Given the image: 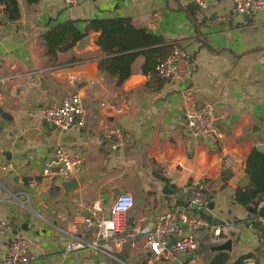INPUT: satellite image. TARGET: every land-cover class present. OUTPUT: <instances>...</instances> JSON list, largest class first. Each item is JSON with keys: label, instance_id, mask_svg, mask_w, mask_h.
Listing matches in <instances>:
<instances>
[{"label": "crops", "instance_id": "obj_1", "mask_svg": "<svg viewBox=\"0 0 264 264\" xmlns=\"http://www.w3.org/2000/svg\"><path fill=\"white\" fill-rule=\"evenodd\" d=\"M17 2L16 18H10L0 2V106L9 115L0 114V219L11 225L0 236V256L6 254L11 239L23 233L34 257L17 264H213L219 251L229 254L230 264L249 253L247 259L264 264V219L254 224L255 210L249 207L254 203L245 205L236 198L238 187L249 185L247 172L238 183L233 181L251 150L263 140L264 9L238 13L234 0L212 1L204 8L194 0H80L72 5L65 0ZM113 17L144 29L149 41L163 39L129 47L120 54L123 70L130 68L121 84L118 75L99 64L100 59L109 64L114 55L97 42L101 29L86 33L98 31L93 46L77 50L80 38L71 46V32L59 43L56 55L47 51L43 34L57 24L71 20L84 32L91 19ZM170 44L191 54L192 90L199 104L212 102L223 114L219 120L223 138L208 141L190 133L183 83L157 77V61L166 57ZM76 92L84 103L83 127L62 129L43 118V106L61 103ZM124 98L127 102L118 112L116 106ZM114 123L122 124L133 136L131 147L110 149L102 126ZM59 147L83 156L72 174L78 188L68 194L54 182L55 172L44 173L45 163L56 158ZM4 150L11 152V159ZM203 176L212 184L210 200L202 208L209 218L191 205L190 211L204 220L201 245L192 255L184 252L175 259L156 258L144 233L133 238L136 244L125 242L120 251L113 242L104 250L66 249L71 233L86 237L90 233L94 239L83 214L99 202L100 214L108 215L114 186L135 196L126 213L125 231H130L136 225L152 227L161 213L187 205V184ZM260 196L264 193L258 196L261 200ZM214 224H228L218 243L231 239L230 250L213 248L218 244L213 241Z\"/></svg>", "mask_w": 264, "mask_h": 264}, {"label": "built area", "instance_id": "obj_2", "mask_svg": "<svg viewBox=\"0 0 264 264\" xmlns=\"http://www.w3.org/2000/svg\"><path fill=\"white\" fill-rule=\"evenodd\" d=\"M72 5L80 0H65ZM216 0H194L199 7H206ZM234 8L238 13L251 14L259 9H264V0H234ZM1 31V25H0ZM156 75L160 80H179L183 83L182 95L186 124L190 133L205 138H223L225 132L219 120L223 114L219 113L212 102L199 104L192 90L191 79L194 73V63L191 54L183 47H176L166 57L160 58L155 67ZM124 98L121 106L116 110L121 112L122 105L126 104ZM42 116L48 122H52L62 129L72 126L83 127L85 125V108L80 93H73L61 103H52L42 107ZM102 135L108 141L111 150H120L131 147L134 144L133 136L127 132L122 124H105L102 126ZM264 143V129L262 132ZM228 162L233 163L231 157ZM54 161L61 165L57 171L61 177H70L74 169L83 162L80 154L69 153L64 147L56 150V158L47 161L44 173L50 175L53 172ZM10 165H4L9 168ZM36 180L32 179L31 184ZM186 190L189 193L188 204L176 205L173 209L161 213L152 227L134 226L130 231L127 228V211L134 205L135 196L130 191L121 192L109 208L108 215L100 214L99 202H94L92 216L83 214V221L87 227L94 226V239L87 238L84 234L71 233V238L66 241L68 251L84 247H92L96 251L104 250L109 242H113L115 248L120 251L125 242H132L139 233L146 236V244L156 258L175 259L184 252H196L201 245L200 230L204 224L199 214L190 211L192 203L199 204L198 208H204L210 200L212 184L209 178L201 177L190 181ZM130 202V203H129ZM264 205V199L260 200L257 208ZM260 219H264L260 216ZM182 221V223H181ZM11 225L8 220L0 219V236L6 234ZM228 224H214L212 228L213 241L218 243L223 238ZM175 237L174 241L171 239ZM132 238V240L130 239ZM134 238V239H133ZM224 239V238H223ZM34 257V252L29 248V240L23 233L16 234L8 244L5 255L0 256V264L26 263ZM194 264V263H190ZM246 264H256L253 259H247Z\"/></svg>", "mask_w": 264, "mask_h": 264}, {"label": "trees", "instance_id": "obj_3", "mask_svg": "<svg viewBox=\"0 0 264 264\" xmlns=\"http://www.w3.org/2000/svg\"><path fill=\"white\" fill-rule=\"evenodd\" d=\"M30 2H34L37 0H28ZM0 2L4 3V9L8 12L10 18H16L19 16V7L17 0H0ZM127 22L129 24L128 19L124 18H94L91 19L87 24V29L84 32L78 31L76 25L73 21H66L63 24H57L55 27L45 31L43 37L47 44V51L51 53V55H56L57 51L60 48L59 43L65 40L66 33H74V38L70 45L73 46L74 43L84 36L91 28L95 30L101 29V34L98 37L97 42L101 45L103 50L108 54H114L110 57V63L104 64L103 59H100L99 64L103 68H109V72L111 74L118 75V83L121 84L126 77L130 75V68L127 70H123L124 65L120 64L121 53L128 49L129 47H135L139 45H144L146 43H160L163 41L162 38L154 39L152 41L147 40L148 33L139 27H133L130 25H125ZM130 26V27H129ZM117 33H121L124 36H116ZM164 46H160L158 48H163ZM168 50L165 56H168L174 51V44L167 45ZM135 52L130 53V59L127 64L132 61L135 56ZM247 175L249 178V185L243 189L242 187H238L236 198L242 204H250L254 203L255 208V216L253 217V222L256 225H259L260 216L264 217V205L260 207L258 210L257 205L260 201L258 196L264 193V150H259L254 147L248 158H247ZM262 200V198H261ZM202 213L203 216L209 218L204 209H197ZM250 256L249 254H243L236 258L233 261V264H246L247 258ZM229 254L225 251H219V253L214 257L213 264H230L229 262Z\"/></svg>", "mask_w": 264, "mask_h": 264}, {"label": "water", "instance_id": "obj_4", "mask_svg": "<svg viewBox=\"0 0 264 264\" xmlns=\"http://www.w3.org/2000/svg\"><path fill=\"white\" fill-rule=\"evenodd\" d=\"M155 33H158L157 30H155ZM98 35H99L98 31H95V32H92L90 34L84 35L82 38H80L78 40L77 50H82V49H84L87 46L95 45V43L93 42V39L96 38ZM0 114H3V116H9L7 114V112H4L2 110L1 106H0ZM0 127L1 128L3 127V121L0 122ZM207 140L210 141V138H207ZM256 148L263 151L264 150V143L261 142V143L256 144ZM3 153L4 154H8L7 158L11 159V152L10 151H5L4 150ZM54 164L57 166L56 168H54V171L56 173L55 175H56V178H57L54 182L56 184H58L59 186H61L64 189L66 194H68L70 191H74L75 189H77L78 185H79V182H78L76 176L75 175H72L70 177H61V176H59L57 171L59 170V167H60L61 163L55 161ZM246 169H247V160H246L245 164L242 166V168L233 177V181L238 183L242 178H244V176L246 175V172H247ZM167 187H169V186L167 185ZM111 191H112L111 201L113 203L116 200L117 196L121 193L122 190H121V188L114 186L111 189ZM171 191H173V190L171 189ZM260 197H262V196H260ZM262 198H264V196ZM192 206L199 207V204L192 203ZM249 207L251 208V210H253V211L255 210L253 205H251ZM86 214L92 216V211L91 210H87ZM92 218H93V216H92ZM181 223H182V221H181ZM23 226L26 229L28 228V224H26V223ZM93 230H94V226H90L89 231L93 232ZM87 237L92 239L93 238V234L88 233ZM174 240H175V237H173L171 239V241H174ZM213 248L214 249H218V250H221V249H229L230 250L232 248V240L231 239H227L224 242L216 244ZM189 253H190V255L193 254V252H189ZM121 256H124V255L121 254Z\"/></svg>", "mask_w": 264, "mask_h": 264}, {"label": "clouds", "instance_id": "obj_5", "mask_svg": "<svg viewBox=\"0 0 264 264\" xmlns=\"http://www.w3.org/2000/svg\"><path fill=\"white\" fill-rule=\"evenodd\" d=\"M130 203V202H129Z\"/></svg>", "mask_w": 264, "mask_h": 264}]
</instances>
